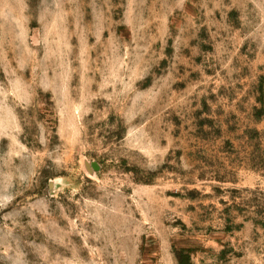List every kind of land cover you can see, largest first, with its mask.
<instances>
[{"label": "rangeland", "instance_id": "1", "mask_svg": "<svg viewBox=\"0 0 264 264\" xmlns=\"http://www.w3.org/2000/svg\"><path fill=\"white\" fill-rule=\"evenodd\" d=\"M0 264H264V0H0Z\"/></svg>", "mask_w": 264, "mask_h": 264}]
</instances>
